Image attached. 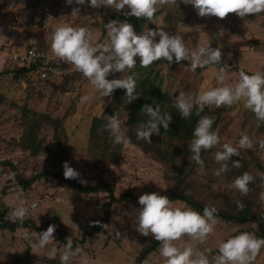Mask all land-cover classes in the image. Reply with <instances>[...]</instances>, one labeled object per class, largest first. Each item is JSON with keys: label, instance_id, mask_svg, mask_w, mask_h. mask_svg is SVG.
<instances>
[{"label": "rangeland", "instance_id": "374dc122", "mask_svg": "<svg viewBox=\"0 0 264 264\" xmlns=\"http://www.w3.org/2000/svg\"><path fill=\"white\" fill-rule=\"evenodd\" d=\"M75 7H79L80 12L72 16V9ZM128 10L126 7L120 13ZM157 11L161 14L156 18V24L147 25L142 31L148 27H160L172 35L179 32L191 50H195L197 45L221 48L222 65L228 66L227 83L238 81L241 68L249 75L256 71L264 72V12L249 14L244 18L236 13H230L223 19L214 16L202 18L198 16L194 6L184 4L183 0H177L171 6H158ZM120 13L108 7L92 8L87 3L76 5L73 2L69 5L67 0H0V209H4L7 214L10 205L19 203L17 196L22 193L26 206L29 207V215L25 220L45 225L48 220L60 217L67 228V237L71 236L75 245L72 248L74 255L68 264H81L84 256L88 257L89 264H136L137 258L146 248H153L151 245L155 242L154 237H145L135 230L137 210L141 208L138 198L152 192L167 195L169 187L174 183L168 178L172 174L171 166L131 143L122 144L125 156L119 163L102 162L100 148L94 147L90 140L91 123L95 116H102L108 106L113 105L115 90L110 97L101 98L99 91L82 76L72 80H40L31 73L19 71L18 66L14 68L7 55L8 52L22 50L35 43L47 58L65 63L51 51V36L56 27H86L93 33V43H105L108 40L105 24L118 20L114 17ZM189 65V61H181L179 64H169L166 61L132 71L137 76L146 75L153 82H160L162 94L173 104L181 92L194 98L203 91L222 86L215 75V71L222 65H209L195 71ZM129 73L130 71L124 74L111 73L107 79H120ZM83 96H88L89 99L80 103ZM129 105L126 98L119 96L113 112L121 120L125 135ZM25 107L55 118H65L68 156L73 168L80 174L76 180L84 185L104 180L111 184L113 192H81L66 184L59 185L51 175L43 176L24 190L17 182L11 166L2 162H13L21 175L30 177L45 169L51 171L54 157L49 151L57 153L58 150L54 128L50 125L42 126L38 131V138L47 150L35 154L22 146L21 141L28 126L27 117L24 116ZM221 107L224 112L217 128L221 138L219 147L226 142L238 147L241 133H246L253 141V147L239 150L240 156L247 154L249 173L252 175L256 171L253 159L259 158L264 165V150L259 145V141L264 139V127L256 120L255 114L244 107L242 101ZM163 144L168 149H173L175 145L181 148L176 160L188 167L190 174L187 181L191 186L187 192L196 200L205 206L215 207L217 212L225 210L238 214V202L243 205L251 199L253 210L264 214V180L257 185L254 193L243 195L231 187L238 175L231 172L230 162L229 171L216 176L215 170L220 165L206 157L202 167L194 166L188 144L176 141L170 143L167 138H163ZM260 174L258 171L255 175ZM46 194L48 198H45ZM111 194L115 199L121 200L108 206L109 222L102 231L97 232L96 227L106 216L103 205L108 204ZM33 203H38L34 209L31 208ZM173 204L182 208L191 207L180 200ZM215 218L217 224L214 232L204 243L194 242L187 235L174 243L177 246L191 245L204 252L211 260L218 254L220 242L241 232H249L255 236L260 233L258 224L252 220L232 217L226 219L217 214ZM8 221L9 224L13 223ZM26 232L38 233L31 227H20L16 231L0 228V264H60V255L66 243L59 240L57 231L54 233L55 240L44 248L38 246L36 236L26 240ZM160 247L161 244L144 256V261L147 260L148 264H164ZM76 248L81 250L80 253L75 254ZM253 264H264V248Z\"/></svg>", "mask_w": 264, "mask_h": 264}, {"label": "clouds", "instance_id": "9594fccd", "mask_svg": "<svg viewBox=\"0 0 264 264\" xmlns=\"http://www.w3.org/2000/svg\"><path fill=\"white\" fill-rule=\"evenodd\" d=\"M88 4L92 8L108 7L120 13L127 7L129 11L124 15L145 18L151 24H156V12L158 6L175 5L177 0H67L69 5ZM184 4L194 6L200 17L225 18L230 13H236L244 18L249 14L264 12V0H183ZM80 8L72 9V16L79 14ZM108 40L105 43H93L94 37L90 29L86 27H73L62 25L56 27L51 36V51L60 61L70 65L69 71L78 72L86 78L90 85L99 91L101 98L110 97L114 90L125 89L128 104L139 98L136 93L137 81L134 75H123L120 79H107L111 73H125L136 67L139 57L140 67L147 68L154 62L166 60L169 64L181 61H189L192 71L197 68H205L209 65H222V49L212 48L210 45H197L195 50L189 49L184 37L177 32L172 35L157 27L147 28L137 34L133 24L127 20L121 22L111 20L105 24ZM222 34V33H221ZM159 37L157 41L156 38ZM243 51V49H242ZM226 64L215 71L216 79L222 86H218L196 95H186L181 92L174 101V107L179 111L181 118L189 119L194 106H198L197 115L204 111L206 105H215L217 108L237 102H243L244 107L250 109L258 121H264V72L256 71L251 75L243 68L239 71V79L231 84L227 83ZM89 99L81 97L80 103ZM148 119L136 129L138 140L152 143L153 134L159 136L161 127L166 131L172 122L170 113L161 112L159 105L145 104L141 109ZM107 123L103 130L111 134L115 144L127 145L131 142L121 128V120L117 115L105 117ZM215 117L201 116L193 132V139L188 145L192 154L190 159L201 167L204 160L202 151H209L221 144L218 131L213 130ZM260 148L264 150V139L259 141ZM253 141L246 133H241L238 147L230 142L222 144L213 153V158L220 165L215 170V175L229 171L228 162L232 167H241L240 161H233V156H240V148H252ZM114 166V165H113ZM115 167V166H114ZM123 167V166H122ZM65 179H79L80 174L70 166L68 162L63 165ZM254 177L248 172L237 176L231 187L241 194L247 195L250 191L249 184ZM18 204L10 205L11 213L8 217L14 223L23 224L25 217L29 215V207L22 193L17 196ZM138 203L141 208L137 210L135 230L147 237L151 235L161 244L160 255L164 258V264H253L261 249L264 248V238H257L249 232H241L222 241L218 245V254L211 260L195 247L177 246L174 241H179L187 235L194 242L204 243L207 237L214 232L217 220V209L213 206H205L203 212L191 207H177L166 195L157 192L145 193L139 196ZM239 207H243L239 204ZM36 207L35 203L31 208ZM119 220L120 217H115ZM105 227L107 225H104ZM55 225H49L46 231L40 233H25L24 238L30 240L36 236L38 246L44 248L55 240ZM119 235V233H117ZM65 249L60 255V264H68L74 253L72 252L73 240L66 238ZM76 248L75 254L80 253ZM81 264H89L87 256L82 258ZM144 264H148L147 260Z\"/></svg>", "mask_w": 264, "mask_h": 264}, {"label": "trees", "instance_id": "16d2710c", "mask_svg": "<svg viewBox=\"0 0 264 264\" xmlns=\"http://www.w3.org/2000/svg\"><path fill=\"white\" fill-rule=\"evenodd\" d=\"M129 11V10H128ZM161 12H156V18L160 16ZM115 19L120 20L121 22L127 20L129 23L133 24L135 27V30L137 34L141 33L142 30L147 25H152L150 21L146 20L145 18H136L131 16H126L124 13H120V15H115ZM137 64L134 69H142L140 67L139 58H136ZM166 60H159L154 62L151 66L158 65L160 63H164ZM31 68L22 67L19 69V71L31 72ZM196 70H201V68H197ZM129 75H134L135 79L137 81L136 86V93L139 94V98L134 100L129 105V112H128V123H127V137L130 138L131 144H134L136 146H139L141 149H143L146 152H150L154 154L157 159L163 163H168L169 166H171L172 174L168 177L169 179L173 180L174 183L172 186L168 189V196L172 202L175 201H184L189 206H191L194 210L199 211L202 213V209L205 207L203 203L196 200L190 193L187 191L190 188V183L187 181V177L190 174V171L188 170V167L185 164H180L176 160L178 155L181 152V148L178 145L173 146V149L165 148L163 144V138H167L170 143L172 142H182L185 144H188L191 142L193 137L194 129L197 125V122L201 118V116L208 115L211 117H215V123L213 124V130L217 131L218 125L222 119L224 108L223 107H211L206 105L204 108V111L200 113L198 116L197 110L198 106H194L192 115L189 119H183L181 118V115L179 111L173 106L174 104L171 102L170 99L166 98L162 94V88L160 82H156L151 80L149 76L141 75L137 76L133 73L131 70ZM157 77H155V80ZM119 96L126 98V90L125 89H116L114 92V103L113 105H109L108 108L105 110V113L102 116H95L92 119L91 123V129H90V135H91V143L94 147H98L101 150L100 160L102 162H111V163H119L124 155V147L122 144H112L113 139L109 137V132L103 130V125L107 123L105 117L113 115V112L115 111L114 106L117 104ZM122 102V101H121ZM120 102V103H121ZM149 104L153 107L159 105L161 108V112H167L170 113L172 116V122L169 126L168 130H164L161 127L160 135L157 136L153 134L152 136V143L149 144L145 141L138 140L136 137V129L139 128V126L144 123L148 117L146 114L141 113V109L143 105ZM24 116L26 118V133L23 137L21 144L26 149H30L33 153H40L42 150H47L46 147L43 146L42 141L39 140L38 134L39 130L42 126L50 125L54 128V138L55 142L58 146L57 153H53V151H49V154H51L54 158L51 162L52 170H42L41 172L34 174L30 177H24L21 175L18 170L16 169L15 165L11 161H3L2 164L11 166V169L14 171L17 182L22 186L24 190L29 189L35 182L39 181L43 176L51 175L56 179V182L59 185L66 184L69 188L74 190H79L81 192H99L101 190L110 191L113 192V188L110 183L101 180L97 184L93 185H84L81 182L77 181L76 179H65L64 177V168L63 165L65 162H68L71 167V160L68 156V148H67V142L66 138L67 135L64 133L65 131V118H55L47 113H42L39 111H33L32 109L25 107L24 109ZM257 120V119H256ZM258 121V120H257ZM261 125L264 127V121H259ZM264 132V128L262 129ZM219 149V146L217 148H213L209 151H202L201 157L202 159L213 158V153ZM240 151V150H239ZM241 152V151H240ZM247 154H244L243 156H233L232 160L236 161L239 160L241 167L234 168L232 167V164L230 165L231 172H234L236 175L240 176L244 172L249 173V161H247ZM254 163L256 165V171H253L252 176L254 177V181L249 184V195L254 193L257 189V185H260L264 180V165L260 161L259 158L253 159ZM215 162V160H214ZM231 163V161H229ZM219 165V164H218ZM194 166H197V164L194 161ZM193 170V169H192ZM258 171L261 172L260 175H255ZM250 174V173H249ZM111 199L108 202V204L103 205L104 209L106 211V216L101 221L100 225H98L96 228L97 232L102 231L104 228V225L109 222L110 219V211H109V205L111 206L112 203L119 201L121 199H115V197L111 194ZM253 200L249 199L246 203L243 204V207H240V211L238 214H233L230 212H227L225 210H221L220 212H217V215L222 216L227 219V217L236 218L239 220H252L253 222H256L258 224L260 233L256 236L263 237L264 236V214L261 215L260 213H257L253 210L251 206V202ZM6 211L4 209H0V228L4 229H10L11 231H16L20 227L24 228H33L36 232L40 233L43 231H46L49 225H55L56 231L59 233L58 238L64 243H67L66 237H67V228L64 225V223L61 221L60 217H54L53 219H50L46 222L45 225H38L37 223L31 221L30 219L24 220L23 224L12 223L9 224L7 218H6ZM6 214V215H5ZM160 244V242H159ZM158 244V245H159ZM157 245V246H158ZM157 246L153 248H146L143 252H151L152 250L156 249ZM73 248H75V245L73 244ZM141 254V255H142ZM146 254V255H147ZM141 255L137 258V262L139 261ZM145 255V256H146ZM144 261V259H143ZM143 261L141 264H143Z\"/></svg>", "mask_w": 264, "mask_h": 264}, {"label": "built area", "instance_id": "2783aa9c", "mask_svg": "<svg viewBox=\"0 0 264 264\" xmlns=\"http://www.w3.org/2000/svg\"><path fill=\"white\" fill-rule=\"evenodd\" d=\"M7 59L13 63L12 65L14 68L17 66L20 68H31V75L44 81H55L58 79L72 80L81 76L78 72L69 71V64L58 63L53 59L47 58L39 45L35 43L30 44L22 50L8 52ZM45 198H48L47 194L45 195ZM35 205L37 207L38 203H35ZM10 213L11 208H9V211L7 212V219L10 216Z\"/></svg>", "mask_w": 264, "mask_h": 264}, {"label": "water", "instance_id": "95a60500", "mask_svg": "<svg viewBox=\"0 0 264 264\" xmlns=\"http://www.w3.org/2000/svg\"><path fill=\"white\" fill-rule=\"evenodd\" d=\"M202 212H203V209H202ZM159 243V241H156L151 245L152 247H154L155 245H157ZM151 248V247H150ZM149 251V249H147V251H145V253H143L139 259V261L136 263V264H141L143 259H144V256L147 254V252Z\"/></svg>", "mask_w": 264, "mask_h": 264}]
</instances>
